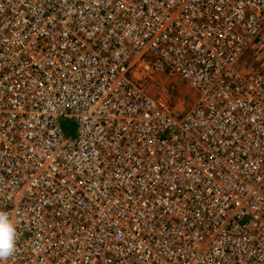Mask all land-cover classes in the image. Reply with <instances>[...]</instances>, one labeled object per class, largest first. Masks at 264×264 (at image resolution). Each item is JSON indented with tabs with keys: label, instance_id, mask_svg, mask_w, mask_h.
Returning a JSON list of instances; mask_svg holds the SVG:
<instances>
[{
	"label": "built area",
	"instance_id": "1",
	"mask_svg": "<svg viewBox=\"0 0 264 264\" xmlns=\"http://www.w3.org/2000/svg\"><path fill=\"white\" fill-rule=\"evenodd\" d=\"M8 111L0 264L263 259L264 0H0Z\"/></svg>",
	"mask_w": 264,
	"mask_h": 264
},
{
	"label": "bare ground",
	"instance_id": "2",
	"mask_svg": "<svg viewBox=\"0 0 264 264\" xmlns=\"http://www.w3.org/2000/svg\"><path fill=\"white\" fill-rule=\"evenodd\" d=\"M178 84L179 83H176L175 84V91L177 92V93H179V88H178ZM181 84V83H180ZM182 85V84H181ZM182 86H184V85H182ZM181 95V94H180ZM17 110V109H16ZM18 111H8V117H5V118H2V119H0V123L2 124V122L1 121H3L4 123H10L9 124V126H10V131H12L13 130V128H14V121L15 120H17V116H18V113H17ZM257 121L259 122V119H257ZM13 123V124H12ZM261 123H264V120H262V122ZM0 135H1V132H0ZM168 156H171V154H168ZM172 156H174V154H172ZM167 160H168V162L169 161H172V159H170V158H166ZM166 160V161H167ZM177 166V165H176ZM217 171L218 172H221V169H220V167H217ZM227 176V175H226ZM228 177V176H227ZM229 183H230V180H228V182H227V184L229 185ZM232 185V184H231ZM91 203H92V201H90L89 202V205H91ZM180 210H182V211H185V212H187V213H189L188 212V209H187V206L186 205H184V204H181L180 205ZM16 213H13V215L14 216H16L15 215ZM214 216L215 217H218V214L217 213H215L214 214ZM190 217L194 220V218H195V212L193 213V214H190ZM98 219L95 217V216H90L89 217V220L88 221H86V223L88 224V227L87 228H85V229H83L82 231H81V234H80V236H77V237H70V239H71V241L73 242V243H76L80 248L81 247H83L84 246V244H85V242L91 237V236H93V235H95V236H98V238L100 237V234H99V231H96V229H95V227H96V225H97V223H98ZM214 221H219V220H214ZM193 223H196V224H201L202 223V221L201 220H194V221H192L191 222V224H193ZM215 223V222H214ZM219 230H221V229H219ZM70 231H72V232H75L74 231V229L73 228H68V233L70 232ZM74 236V235H73ZM264 239V238H263ZM264 241V240H263ZM98 251V250H97ZM144 251H146L145 249H144ZM71 257H73V255H71V256H69V258H71ZM149 256L148 255H146L145 257H143L142 259H146V258H148ZM74 259H75V257H73ZM263 259H258V260H256L255 261V264H261L262 263V261L264 260V254H263V257H262ZM197 257H195L194 258V260H196L195 262H194V264H200L198 261H197ZM76 260V259H75ZM77 261V260H76ZM206 263V262H205ZM71 264H73V262L71 263ZM125 264V263H124ZM150 264V263H149ZM152 264H153V260H152ZM242 264H246L245 263V258H243V260H242Z\"/></svg>",
	"mask_w": 264,
	"mask_h": 264
},
{
	"label": "clouds",
	"instance_id": "3",
	"mask_svg": "<svg viewBox=\"0 0 264 264\" xmlns=\"http://www.w3.org/2000/svg\"><path fill=\"white\" fill-rule=\"evenodd\" d=\"M16 227L8 213L0 212V258H6L15 251Z\"/></svg>",
	"mask_w": 264,
	"mask_h": 264
},
{
	"label": "rangeland",
	"instance_id": "4",
	"mask_svg": "<svg viewBox=\"0 0 264 264\" xmlns=\"http://www.w3.org/2000/svg\"><path fill=\"white\" fill-rule=\"evenodd\" d=\"M171 84H169V86H170ZM178 88H179V96H181L180 94H182L184 91H186V89H185V87L184 86H182L180 83L178 84ZM152 90V92L154 93L155 91H156V89L155 88H152L151 89ZM150 90V91H151ZM186 95V94H185ZM180 108H184L183 106H182V104H181V107ZM137 255H136V258H137V260H138V262L140 263V264H152V259L150 258V257H148V258H146V259H142L143 257H145L147 254H146V251H144V249H142V250H140V252H138V253H136ZM134 257H135V255H134ZM125 264H127V263H125Z\"/></svg>",
	"mask_w": 264,
	"mask_h": 264
},
{
	"label": "trees",
	"instance_id": "5",
	"mask_svg": "<svg viewBox=\"0 0 264 264\" xmlns=\"http://www.w3.org/2000/svg\"><path fill=\"white\" fill-rule=\"evenodd\" d=\"M68 128V127H67ZM68 130H71L70 128H68Z\"/></svg>",
	"mask_w": 264,
	"mask_h": 264
}]
</instances>
